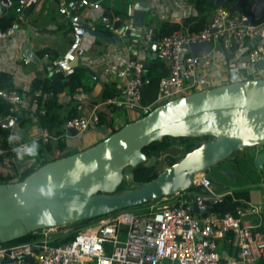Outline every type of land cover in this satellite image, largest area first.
I'll list each match as a JSON object with an SVG mask.
<instances>
[{
    "label": "built area",
    "instance_id": "1",
    "mask_svg": "<svg viewBox=\"0 0 264 264\" xmlns=\"http://www.w3.org/2000/svg\"><path fill=\"white\" fill-rule=\"evenodd\" d=\"M7 1L10 6L11 0ZM56 1L58 12L68 17L78 8L97 11L96 17L112 35L123 36L128 27L126 23L117 27L119 17L106 15L97 0ZM36 2L19 0L15 8L17 18L10 27L0 30V39L14 34L24 10ZM258 18H254L257 20L254 22L248 15L232 13L220 6L199 30L191 29L190 24L178 23L177 28L159 35L156 41V53L164 60L167 73L159 79L154 99L147 102L142 99V91L151 82L144 60L129 56L114 72L119 82L118 92L94 104L88 112L66 120L63 124L65 135H69L68 128L75 129L78 134L91 128L110 132L117 125L112 120L102 122V113L112 118L115 108L135 112L140 117L166 101L216 86L218 79L202 74L213 65L212 54L217 48L225 57L226 71L240 74L256 67L264 59V17ZM85 36L82 24L74 23L69 47L53 62L52 69L64 75L71 74L74 66L70 64L86 51ZM253 41L254 45L247 51L239 52L242 44L249 45ZM197 42L210 43V50L193 54L183 47ZM236 44L239 48L234 57L227 60ZM28 61L25 59L26 63ZM0 97L11 105L10 114L0 115V127L9 118L13 125L16 124L23 106L21 94L14 88L4 87L0 79ZM52 138L47 129L34 136L35 141L41 139L43 142ZM15 165L13 150L3 145L0 128V176L17 173L8 181L21 179L22 172ZM222 196L213 189L209 177L200 173L194 176L190 188L145 203L146 207L139 212L127 208L96 218L79 228L69 242H61L74 231L67 225L31 232L33 237L28 241L0 242V264H264L263 204L244 201L237 215L192 212L193 203ZM227 234H231L229 240L238 252L236 258L229 256L224 261L219 248Z\"/></svg>",
    "mask_w": 264,
    "mask_h": 264
},
{
    "label": "water",
    "instance_id": "2",
    "mask_svg": "<svg viewBox=\"0 0 264 264\" xmlns=\"http://www.w3.org/2000/svg\"><path fill=\"white\" fill-rule=\"evenodd\" d=\"M222 1L215 3L220 7ZM263 5L264 0H256L250 18H258ZM8 7L7 0H0V16ZM148 8L147 2L134 3L123 36L110 35L105 27L95 31L82 26L87 34L123 47L132 40L135 30L140 32L144 27ZM158 38L156 29L150 28L144 60L147 68L154 67L152 61L161 59L156 53ZM27 46L24 54L33 58ZM183 47L195 54L209 51L210 43ZM238 48L236 44L228 57L233 58ZM77 60L70 65L75 66ZM257 67L264 69V59ZM1 126L14 127L11 118ZM67 131L70 136L78 134L73 128ZM164 137H211V140L186 152L155 178L117 193L124 176L132 180L136 166L152 165L153 159L148 160L143 148ZM253 146L264 147V76L233 80L171 99L84 149L51 159L22 179L1 182L0 242L15 241L39 229L94 219L171 196L190 188L195 175L204 173L238 149ZM254 163L257 168H264V150L255 155ZM218 201L195 202L192 212L211 214L208 206Z\"/></svg>",
    "mask_w": 264,
    "mask_h": 264
},
{
    "label": "crops",
    "instance_id": "3",
    "mask_svg": "<svg viewBox=\"0 0 264 264\" xmlns=\"http://www.w3.org/2000/svg\"><path fill=\"white\" fill-rule=\"evenodd\" d=\"M97 1L105 9L103 4L105 0ZM115 1H107L110 8H112ZM135 2H147L149 5L145 25L140 32L135 30L132 33V40L123 47L116 46L115 44L109 45L100 37L86 33L84 38L86 51L84 55L78 58L75 66L83 65L90 73L88 74L89 77L85 87L78 88L75 106L77 115L88 112L94 104L104 98L103 92L107 83H115L117 89H119V82L115 78L114 72L124 64L129 56L145 60L147 37L149 35V30L147 34L144 31L146 25L150 26L149 29L154 27L158 34L161 24L165 21L172 24H190L193 22L190 19L197 16V10L193 0H130L126 1L128 17L124 18L122 23L129 25L134 12L133 5ZM33 5V8H31V5L24 10L22 20L16 24L17 27L14 34L0 39V79L2 84L6 88H14L19 93L21 92L23 106L20 113L23 110L33 120V124L28 128L24 140L20 141L17 149L13 151L16 161L15 168L20 172L38 163L34 157H30L27 149L32 147L35 141L34 136L39 134L43 129H46L37 125L34 115L37 108L35 100L37 91H33L34 81L36 79L51 78L53 71L56 70L51 67L53 62L69 47L71 27L74 23L84 24L89 29L95 31L104 27L100 19L96 17L97 11L95 10L78 8L68 17L58 12V2L56 0H37ZM28 9L29 11H27ZM212 14L213 12L207 20L211 18ZM140 35L143 38L141 44H139L138 39ZM136 43L137 46L135 47H138V45L142 47L139 53L133 47V44ZM25 44L28 45V51L33 55V58L32 56L30 57L24 54ZM250 46V44H242L239 52L243 53L247 51ZM212 56L214 58L213 65L202 75H206L210 79H218L217 85L233 80L249 78L250 75L260 77L261 74H264V69H259L257 66L240 74L234 71H226V60L220 48H217ZM25 59L29 61L26 63ZM226 59L229 60L232 58L228 57ZM152 63L159 69L160 73L165 74L167 72L164 60L156 59ZM57 96L60 103H66L68 101L65 92L58 93ZM79 106L80 108H78ZM68 109L69 107L65 106L61 112L64 113ZM135 118L137 117L134 116ZM126 122L128 121L121 122L120 125ZM1 127H7L9 129V136L15 142L17 137H14V134L22 136L18 122L14 124V127ZM89 131L91 133H88ZM95 131L96 129L91 128L76 136L65 135L64 132L67 149L75 152L96 143L102 136L95 134ZM97 131L103 132L99 128ZM49 133L53 138L47 142H54L56 137L51 132ZM59 154L60 150L55 147L45 151V157L51 159L57 157ZM86 264H93V262Z\"/></svg>",
    "mask_w": 264,
    "mask_h": 264
},
{
    "label": "trees",
    "instance_id": "4",
    "mask_svg": "<svg viewBox=\"0 0 264 264\" xmlns=\"http://www.w3.org/2000/svg\"><path fill=\"white\" fill-rule=\"evenodd\" d=\"M108 0L103 1L105 6L104 13L108 16L116 15L119 17V21L116 22V26L120 27L122 25V21L124 18L128 17L127 14V5L126 1L130 0H116L112 8L109 7ZM194 6L197 10V16L190 19L193 20L190 23V28L199 30L204 27L208 17L211 13L217 9L219 6L216 5L215 0H193ZM256 0H223L221 7L228 9L232 13L237 14H245L248 16H252L253 6L255 5ZM19 0H11V5L6 9V11L0 16V30H5L10 27L17 18V13L15 12V8L18 6ZM32 5L31 8H33ZM112 11V12H111ZM264 17V5L262 7L261 14L258 18L261 19ZM189 20V19H186ZM252 21H257L252 18ZM177 24H172L168 22H163L160 26L159 35H164L170 33L172 30L177 28ZM108 34L111 35V32L106 30ZM148 75L150 76V84L142 91V99L144 101H151L155 98L158 89L159 79L165 75L159 72V69L154 67H149ZM162 69V68H161ZM90 72L83 66L78 65L74 67V71L71 74L64 75L61 71L55 70L51 78L49 79H36L33 83V91H37L35 95V100L37 103V108L35 110V117L37 125L41 128H46L49 132L56 137L54 142H43L41 139L34 141L33 144L36 145L35 153H30V157H34L38 163L36 165H32L23 170L21 174V179L28 175L33 169L42 165L43 163L51 160V158L45 157V151L50 150L52 148H58L60 150V154L55 157H62L73 153L66 147L65 136L63 124L66 120L77 115L76 111V96L78 93L79 87H85V84L88 80V74ZM253 76H249L252 78ZM65 92L68 97V101L66 103H60L58 100V93ZM118 92V89L115 83H107L105 86V90L103 92V97H110ZM21 93V92H20ZM22 95V94H21ZM103 98V99H104ZM67 106L69 107L64 113H62V109ZM44 109V112L41 110ZM11 113V105L3 100L0 97V115H7ZM19 120V128L22 131V136H17L14 134V137H17V140H13L9 136V129L7 127H0L3 135V145L15 151L18 147L20 141H23L28 128L33 124L32 117L27 115L25 112L18 114ZM111 118L107 117L105 113L101 114V121L111 122ZM116 129H111L110 133L115 131ZM167 138L164 137L159 141H155L148 146L143 148V152L149 157L152 153H156L162 149H164L167 145ZM205 138V137H204ZM179 141L185 144L186 152L192 150L193 148L200 145V138H187L180 137L176 138ZM32 144V145H33ZM53 158V159H55ZM177 160H174L170 163L173 164ZM158 175L157 171H154L153 165H146L145 163L136 166L133 169L132 173V182L136 183H145ZM122 184V183H121ZM119 185L117 191L123 192L124 189ZM116 191V192H117ZM249 191L250 190H235L229 194H225L222 196L217 203L212 205V212L217 215H221L225 212H230L234 215L238 213V207L244 201H249ZM94 219L84 220L85 226L94 221ZM81 228V227H80ZM79 228H75V230L64 237L61 242H69L74 238L76 231ZM33 237L32 233L27 234L25 237L20 238L11 242H22L28 241ZM231 234H227V236L221 241V246L219 250L221 251L222 260H228L229 256L236 258L237 257V249H235L232 245Z\"/></svg>",
    "mask_w": 264,
    "mask_h": 264
},
{
    "label": "rangeland",
    "instance_id": "5",
    "mask_svg": "<svg viewBox=\"0 0 264 264\" xmlns=\"http://www.w3.org/2000/svg\"><path fill=\"white\" fill-rule=\"evenodd\" d=\"M149 27V25H146L144 30L146 32L145 34H147ZM142 41L143 38H140L139 44H141ZM134 49H136V52L139 53L142 50V47L138 45V47H135ZM263 76L264 74L260 75V77ZM125 112L126 111L122 109L114 108V114L111 119L113 121L112 123L114 125H117L116 129L121 126V122L133 120L134 116L137 117L135 112ZM97 130L98 129H96L95 134H97L98 136L100 134L102 138L110 133L107 131L101 132ZM88 133L91 132L89 131ZM209 140H211V137H202L200 138L199 143L207 142ZM167 142L168 145L164 149L156 153H152L148 157V160L151 158L153 159L152 165L154 167V171H157L158 173L169 166L172 161H178L179 159H181L186 153L185 144L178 139L168 137ZM263 150L264 147L260 146L238 149L237 151L230 154L226 159L209 168L204 172V174L209 177L212 182L213 189L216 192L225 195L235 190H250L249 201L253 204L264 205V168L259 169L255 166L254 163L255 155ZM227 172H230L231 174L228 175ZM16 174L17 173H15L14 176L9 175L8 177L0 176V183L13 179L14 177H16ZM121 185L124 191H126L128 189L139 187L140 185H142V183L132 182V180H129L127 176H124ZM117 193L120 192L117 191ZM144 207H146V204H142L129 209L133 212H139ZM84 224V221L76 222L67 225V228L75 230V228L85 226Z\"/></svg>",
    "mask_w": 264,
    "mask_h": 264
},
{
    "label": "clouds",
    "instance_id": "6",
    "mask_svg": "<svg viewBox=\"0 0 264 264\" xmlns=\"http://www.w3.org/2000/svg\"><path fill=\"white\" fill-rule=\"evenodd\" d=\"M35 149H36V145L33 144L32 147H30V148L27 149V151H28L29 153L34 154V153H35Z\"/></svg>",
    "mask_w": 264,
    "mask_h": 264
},
{
    "label": "flooded vegetation",
    "instance_id": "7",
    "mask_svg": "<svg viewBox=\"0 0 264 264\" xmlns=\"http://www.w3.org/2000/svg\"><path fill=\"white\" fill-rule=\"evenodd\" d=\"M256 166V165H255Z\"/></svg>",
    "mask_w": 264,
    "mask_h": 264
}]
</instances>
